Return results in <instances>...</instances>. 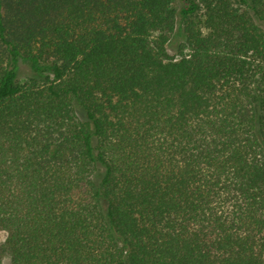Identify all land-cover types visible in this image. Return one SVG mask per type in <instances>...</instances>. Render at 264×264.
<instances>
[{"label": "trees", "instance_id": "obj_1", "mask_svg": "<svg viewBox=\"0 0 264 264\" xmlns=\"http://www.w3.org/2000/svg\"><path fill=\"white\" fill-rule=\"evenodd\" d=\"M0 228V264H264V0H0Z\"/></svg>", "mask_w": 264, "mask_h": 264}, {"label": "rangeland", "instance_id": "obj_2", "mask_svg": "<svg viewBox=\"0 0 264 264\" xmlns=\"http://www.w3.org/2000/svg\"><path fill=\"white\" fill-rule=\"evenodd\" d=\"M178 42L179 41L176 38V40L173 41L172 44L170 45V52L172 54L176 53V47L178 45ZM19 72H20V81L21 82L26 81L27 78L32 75V73L28 71L26 65L21 66V69L19 70ZM6 236H7L6 231L0 228V243H2L6 239ZM4 264H10L9 257L4 258Z\"/></svg>", "mask_w": 264, "mask_h": 264}]
</instances>
